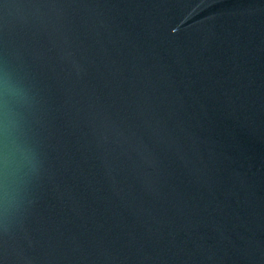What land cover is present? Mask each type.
I'll list each match as a JSON object with an SVG mask.
<instances>
[{
	"label": "water",
	"instance_id": "95a60500",
	"mask_svg": "<svg viewBox=\"0 0 264 264\" xmlns=\"http://www.w3.org/2000/svg\"><path fill=\"white\" fill-rule=\"evenodd\" d=\"M0 264H264V0H0Z\"/></svg>",
	"mask_w": 264,
	"mask_h": 264
}]
</instances>
